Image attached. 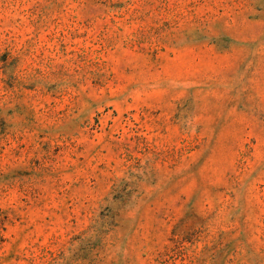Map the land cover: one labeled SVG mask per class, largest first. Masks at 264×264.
Returning <instances> with one entry per match:
<instances>
[{"label":"rangeland","instance_id":"obj_1","mask_svg":"<svg viewBox=\"0 0 264 264\" xmlns=\"http://www.w3.org/2000/svg\"><path fill=\"white\" fill-rule=\"evenodd\" d=\"M0 264H264V0H0Z\"/></svg>","mask_w":264,"mask_h":264}]
</instances>
